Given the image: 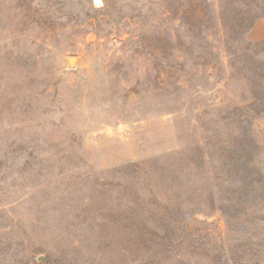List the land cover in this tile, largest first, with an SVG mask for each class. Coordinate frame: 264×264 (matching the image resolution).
<instances>
[{"label":"rangeland","instance_id":"1","mask_svg":"<svg viewBox=\"0 0 264 264\" xmlns=\"http://www.w3.org/2000/svg\"><path fill=\"white\" fill-rule=\"evenodd\" d=\"M188 1L0 0V264H264V0Z\"/></svg>","mask_w":264,"mask_h":264},{"label":"trees","instance_id":"2","mask_svg":"<svg viewBox=\"0 0 264 264\" xmlns=\"http://www.w3.org/2000/svg\"><path fill=\"white\" fill-rule=\"evenodd\" d=\"M174 1H177V3H179V4H190V2L188 1V0H184V1H180V0H174ZM184 10V12H185V9H183ZM194 20H197V19H199L197 16H195V15H192L191 16Z\"/></svg>","mask_w":264,"mask_h":264},{"label":"water","instance_id":"3","mask_svg":"<svg viewBox=\"0 0 264 264\" xmlns=\"http://www.w3.org/2000/svg\"><path fill=\"white\" fill-rule=\"evenodd\" d=\"M69 62H72V60H70Z\"/></svg>","mask_w":264,"mask_h":264}]
</instances>
